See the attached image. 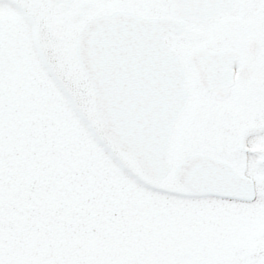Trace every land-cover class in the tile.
<instances>
[{"label":"snow or ice","instance_id":"1","mask_svg":"<svg viewBox=\"0 0 264 264\" xmlns=\"http://www.w3.org/2000/svg\"><path fill=\"white\" fill-rule=\"evenodd\" d=\"M0 264H264V0H0Z\"/></svg>","mask_w":264,"mask_h":264}]
</instances>
